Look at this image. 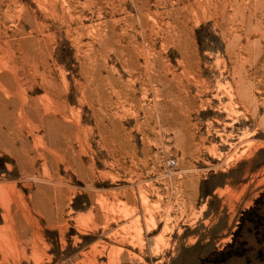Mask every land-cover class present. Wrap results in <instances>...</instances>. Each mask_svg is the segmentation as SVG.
<instances>
[{
	"label": "rangeland",
	"instance_id": "rangeland-1",
	"mask_svg": "<svg viewBox=\"0 0 264 264\" xmlns=\"http://www.w3.org/2000/svg\"><path fill=\"white\" fill-rule=\"evenodd\" d=\"M72 262L264 264V0H0V264Z\"/></svg>",
	"mask_w": 264,
	"mask_h": 264
},
{
	"label": "built area",
	"instance_id": "built-area-1",
	"mask_svg": "<svg viewBox=\"0 0 264 264\" xmlns=\"http://www.w3.org/2000/svg\"><path fill=\"white\" fill-rule=\"evenodd\" d=\"M71 264H75L74 262H72ZM137 264H148V263H137Z\"/></svg>",
	"mask_w": 264,
	"mask_h": 264
},
{
	"label": "bare ground",
	"instance_id": "bare-ground-1",
	"mask_svg": "<svg viewBox=\"0 0 264 264\" xmlns=\"http://www.w3.org/2000/svg\"><path fill=\"white\" fill-rule=\"evenodd\" d=\"M199 2V1H198ZM201 3V2H200ZM205 3V2H204ZM207 5V4H206ZM202 8V7H201ZM249 142V141H248Z\"/></svg>",
	"mask_w": 264,
	"mask_h": 264
}]
</instances>
